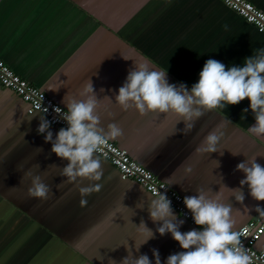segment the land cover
Returning a JSON list of instances; mask_svg holds the SVG:
<instances>
[{
	"label": "crops",
	"instance_id": "0c3cea01",
	"mask_svg": "<svg viewBox=\"0 0 264 264\" xmlns=\"http://www.w3.org/2000/svg\"><path fill=\"white\" fill-rule=\"evenodd\" d=\"M248 1L264 10V0ZM262 48L264 33L221 0H0V58L66 109L65 95L79 98L91 78L101 127L118 123L123 129L113 141L184 196L196 195L197 188L213 196L220 192L221 201L232 206L234 230L264 217L255 211L264 208V201L254 200L247 186L244 201L229 189L240 187L245 178L234 170L246 157L257 156L264 166V136L248 131L256 123L250 100L205 112L184 134L183 121L177 124L172 112L124 110L115 95L134 63L148 61L167 72L169 83L190 89L208 59L226 68L243 66ZM28 108L27 101L0 82V264H109L110 258L120 264L127 243L134 255L147 254L152 264L153 248L159 250L161 264L184 251L171 233L155 232L157 223L147 211L153 195L135 180L123 179L98 153L104 178L92 183L104 187L81 206L75 184L62 183L66 177L60 176L69 162L51 151V143L37 132L42 114H30ZM217 127L223 155L197 152ZM60 128H50L54 137ZM27 172L50 186L46 200L29 196ZM141 203L144 210L137 208ZM174 213L185 221L180 231L201 230ZM141 219L155 238L137 253L135 242L145 239L137 230ZM255 246L264 250V235Z\"/></svg>",
	"mask_w": 264,
	"mask_h": 264
},
{
	"label": "clouds",
	"instance_id": "9594fccd",
	"mask_svg": "<svg viewBox=\"0 0 264 264\" xmlns=\"http://www.w3.org/2000/svg\"><path fill=\"white\" fill-rule=\"evenodd\" d=\"M100 91L103 92L104 89ZM245 99L250 100V108L256 121L249 127V133L258 137L264 136V48L245 58L243 66L226 68L222 62L208 59L199 73L198 82L190 89L184 83H169L167 72L155 69L148 61L134 63L115 95V102L124 110L135 109L141 115L172 112L178 117L177 124L183 121L184 134L194 127L195 121L205 112L225 105H238ZM62 103L67 106V111L59 106H52L56 114L54 119L59 117V120L66 122L67 127L60 128L54 137L50 130L53 121L48 120L47 115H40L37 132L44 135L46 143H51L53 153L69 162L61 168L60 176L66 177L62 183L75 184L81 196V206H85V197L94 192L99 193L104 187L103 183H92L104 178V168L97 153L110 140L121 137L123 129L118 123L108 124L107 129L101 127L99 100L91 78L83 85L79 98L69 97L67 94ZM44 111L48 114L49 109L45 108ZM247 111L248 109H244V112ZM218 132L219 127L209 132L197 152H218L217 145L222 135H218ZM216 161L219 167L220 162ZM234 171L245 174V178L240 180V187L229 188L235 198L244 201V187L247 186L254 200L264 201V166L257 162V156L246 157ZM25 176L31 178L29 196L46 200L51 191L50 186L44 183L40 175L27 172ZM81 179L90 183L81 186L78 183ZM196 193L185 196L183 203L191 212L194 223L201 226L202 230L194 228L187 232L180 231L185 221L174 213L172 201L166 192H157L149 198L147 211L150 219L157 223L155 232L161 236L171 233L172 238L184 249L170 254L166 264H253V255L243 245L241 232L234 230L232 206L221 201L220 192L213 196L210 191L197 188ZM137 208L145 209L142 203ZM255 211L264 215V208L257 206ZM137 230L145 236L142 242H135L138 253L142 245L155 238V232L143 219ZM124 246L128 254L122 258L120 264H152L147 254L137 257L128 243ZM151 251L155 264H161L159 250L153 248ZM109 264H117V261L110 258Z\"/></svg>",
	"mask_w": 264,
	"mask_h": 264
},
{
	"label": "built area",
	"instance_id": "2783aa9c",
	"mask_svg": "<svg viewBox=\"0 0 264 264\" xmlns=\"http://www.w3.org/2000/svg\"><path fill=\"white\" fill-rule=\"evenodd\" d=\"M221 1H223L226 6L236 11L245 20L255 25L260 32L264 33V10L258 8L248 0ZM0 82L27 101L29 104L28 112L30 114L39 112L42 115H47V119L53 121L51 127H67L66 122L59 120V117L54 119L56 114L52 106H59L65 111H67V109L56 103L46 92L36 85L22 78L2 58H0ZM45 108L49 109L48 114L45 113ZM98 154L115 165L123 179L135 180L151 195L157 192H166L167 197L172 201L173 209L190 224L196 225L192 219L191 212L183 203V198L185 196L174 187L161 180L150 169L133 159L126 148L110 140L107 145L99 149ZM199 227L202 230V227ZM236 231L241 232L243 245L248 248L250 254L253 255V264H264V250L258 249L255 246L256 242L264 235V218L250 220Z\"/></svg>",
	"mask_w": 264,
	"mask_h": 264
},
{
	"label": "water",
	"instance_id": "95a60500",
	"mask_svg": "<svg viewBox=\"0 0 264 264\" xmlns=\"http://www.w3.org/2000/svg\"><path fill=\"white\" fill-rule=\"evenodd\" d=\"M262 218H264V217H262ZM261 217L259 218V219H262Z\"/></svg>",
	"mask_w": 264,
	"mask_h": 264
}]
</instances>
